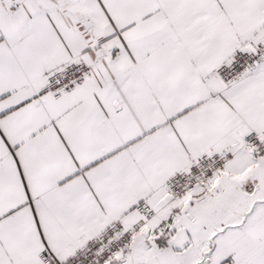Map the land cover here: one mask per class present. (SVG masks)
Masks as SVG:
<instances>
[{
    "label": "snow or ice",
    "instance_id": "6c2138e0",
    "mask_svg": "<svg viewBox=\"0 0 264 264\" xmlns=\"http://www.w3.org/2000/svg\"><path fill=\"white\" fill-rule=\"evenodd\" d=\"M0 264H264V0H0Z\"/></svg>",
    "mask_w": 264,
    "mask_h": 264
}]
</instances>
